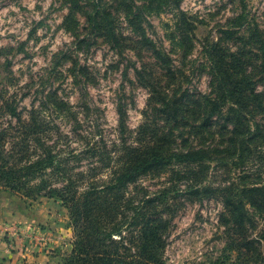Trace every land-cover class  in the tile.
<instances>
[{
    "label": "rangeland",
    "instance_id": "obj_1",
    "mask_svg": "<svg viewBox=\"0 0 264 264\" xmlns=\"http://www.w3.org/2000/svg\"><path fill=\"white\" fill-rule=\"evenodd\" d=\"M263 65L264 0H0V101H15L26 119L53 117L47 135L69 136L59 146L69 158L85 145L75 128L106 143L120 165L151 145L172 157L118 192L123 203L138 192L176 201L167 264L220 257L234 237L222 188L239 196L264 185L263 140L243 161H219L224 153L211 150L230 147L233 121L215 114L205 123L215 71L256 72L264 91ZM170 99L177 120L165 112ZM6 119L0 110V124ZM197 185L207 192L193 193ZM252 217L259 231L264 220ZM75 238L61 199L0 189V264H62Z\"/></svg>",
    "mask_w": 264,
    "mask_h": 264
},
{
    "label": "trees",
    "instance_id": "obj_2",
    "mask_svg": "<svg viewBox=\"0 0 264 264\" xmlns=\"http://www.w3.org/2000/svg\"><path fill=\"white\" fill-rule=\"evenodd\" d=\"M262 70L264 79V65ZM215 74L219 78L217 99L210 100L205 123L208 125L217 114L219 119L225 115L224 119L233 124L231 129L224 127L228 129L227 137L232 138L230 147L211 152L224 153L219 161L230 156L234 161H243L253 145L260 140L264 144V91L255 88L257 81L252 82L256 72L246 75L242 70L223 73L218 69ZM177 103L173 99L168 102L165 112L170 119L180 116ZM0 110L7 115L6 126L0 124V189L17 191L35 200H62L76 227L72 250L62 264H167L166 251L174 221L171 212L176 201L171 203L167 196L152 197L138 192L123 203L118 192L137 182L142 174L165 166L172 157L163 156L158 147L151 145L127 153L125 163L120 165L106 143H93L89 135L75 128V134L85 145L78 153L69 152L74 161H79L71 164V158L59 147L65 140L68 143L69 136L64 134L53 140L47 135L50 124L56 125L53 117L49 122L33 111L26 119L15 101H0ZM198 155L189 159L195 161ZM84 158L91 161L88 170L75 171ZM105 171L107 177H98ZM61 182L62 186H57ZM229 189L222 188L226 190L222 202L229 216L224 224L234 237L230 236L223 254L211 260V264H264V227L257 231L252 217L264 220V185L246 186L239 196ZM192 191L204 193L207 187L197 185ZM121 204L122 209L116 211ZM248 207L254 212L248 211Z\"/></svg>",
    "mask_w": 264,
    "mask_h": 264
},
{
    "label": "crops",
    "instance_id": "obj_3",
    "mask_svg": "<svg viewBox=\"0 0 264 264\" xmlns=\"http://www.w3.org/2000/svg\"><path fill=\"white\" fill-rule=\"evenodd\" d=\"M26 254H28V253H26Z\"/></svg>",
    "mask_w": 264,
    "mask_h": 264
}]
</instances>
